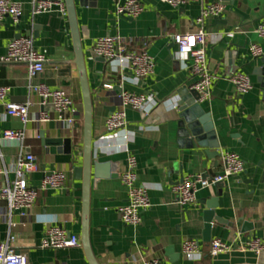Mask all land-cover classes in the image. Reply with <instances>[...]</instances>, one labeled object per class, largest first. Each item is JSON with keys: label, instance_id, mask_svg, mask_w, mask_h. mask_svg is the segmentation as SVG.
I'll return each instance as SVG.
<instances>
[{"label": "crops", "instance_id": "1", "mask_svg": "<svg viewBox=\"0 0 264 264\" xmlns=\"http://www.w3.org/2000/svg\"><path fill=\"white\" fill-rule=\"evenodd\" d=\"M12 1L21 4L22 15L17 21L8 15L0 19V57L11 40L26 34L33 37L36 49L47 58L45 70L34 79H30L26 64L0 61V86L10 88L7 101L31 102L26 124L8 116L5 106L0 105V189L14 177L13 168L22 151L36 155L39 164L30 179L31 186L38 189V198L25 224L14 230L15 246L27 253L28 264H89L82 243L66 249L40 247L53 225L77 234L80 241L82 234L83 182L75 178L73 170L83 162V98L69 16L56 10L37 14L33 0ZM74 1L80 30L86 29L82 44L93 98V162L101 163L105 173L96 181L92 169L89 236L98 262L143 264V259L161 257L172 264L166 250L173 247L181 254V264H264V249L258 255L246 245L247 238L256 237L264 247V96L257 73L264 60V38L255 32L264 20V0H187L180 7L162 0H141L144 10L136 18L116 13L117 3L124 0ZM217 2L226 5L223 18L217 21L207 16L202 24L208 33V59L214 80L210 98L201 104L211 116L220 153L236 152L246 170L222 184L202 188L195 204L182 206L174 186L191 173L222 171L223 162L221 155L210 158L205 148L190 146L188 139L178 134L180 92L186 86L191 88L195 77L191 57L178 52L174 36L196 30L197 19L207 6ZM229 32L234 36H228ZM104 36H118L138 50L146 41L155 61L154 74L137 80L124 61L95 57L94 44ZM254 43L263 49L258 58L250 49ZM236 72L250 77L253 87L249 92L236 89L231 80ZM38 83L62 88L73 98L78 127L56 120L51 100L43 103L30 89L31 84ZM122 89L147 93L150 98L142 110L127 108L125 128L108 132L106 119L120 105ZM42 112L49 113L51 119L39 121ZM7 129L25 132L24 148L3 140ZM43 138H71V151L60 145L54 146L53 153ZM130 156L137 161V182L147 188L151 200L139 226L126 224L119 213V207L128 199V187L121 174ZM57 170L68 174L64 187L40 189L42 178ZM210 203L217 204L216 216L222 222L214 221L211 240L205 241L204 211ZM15 220L21 217L15 215ZM245 222L253 224L254 229L242 233ZM7 234L6 202L0 200V241ZM187 238L200 242V256L183 253ZM214 239L228 243L231 250L211 256Z\"/></svg>", "mask_w": 264, "mask_h": 264}, {"label": "built area", "instance_id": "2", "mask_svg": "<svg viewBox=\"0 0 264 264\" xmlns=\"http://www.w3.org/2000/svg\"><path fill=\"white\" fill-rule=\"evenodd\" d=\"M162 1L174 7L183 6L187 2V0ZM33 6L34 12L37 14L55 10L63 16L68 14L66 0H33ZM225 7L226 5L221 2L210 4L203 11V15L197 19L196 30L178 33L174 36V43L178 52L187 54L192 59L191 70L195 82L192 84L191 89L200 94V102L210 98L214 80L208 59V33L202 24L207 16L214 18L221 16ZM143 10L144 6L141 0H124L116 5L118 15L130 18H136ZM6 15L17 21L22 15L21 4L12 0H0V19ZM255 32L264 38V20L257 25ZM227 35L232 37L234 33L229 32ZM140 46L143 48L142 50H138L134 44L127 43L118 36H104L97 39L92 52L95 57H103L106 61H124L125 68L135 79L144 80L154 74L155 61L148 52V43L146 41L142 42ZM250 49L255 58L263 54L261 45L257 43L252 44ZM0 61L26 64L30 79H34L45 70L47 58L36 49L33 37L25 34L8 43L6 52L0 57ZM231 80L240 93H247L253 87L250 77L243 72H236L232 75ZM30 89L39 94L43 103L51 100L58 122L67 123L71 127L78 124V109L73 98L64 89L51 88L46 83L31 84ZM9 92V87L0 86V105L5 106L8 116L18 118L26 124L30 120L29 106L31 102H8ZM149 98L150 95L147 93H134L122 89L119 94L120 105L106 119L107 131L115 132L125 128L128 124L127 108L142 110L148 103ZM50 119L51 115L49 113L42 112L39 121L47 122ZM2 138L4 141L17 143L21 148H24L26 134L23 130L7 129L3 132ZM1 156L2 154H0ZM221 156L222 171L191 173L183 177L174 186L178 202L182 206L195 204L197 194L202 188L224 183L229 178L239 176L246 170L244 160L236 152L223 151ZM38 170L39 164L36 155L22 151L18 155L13 168L14 177L8 179L0 189V200L6 202V220L8 224L7 237L5 240L0 241V264H28L27 253L18 250L15 246L17 234L14 230L19 224H25V219L30 215V210L37 201L39 192L38 189L31 186L30 179ZM121 179L128 187V199L125 204L119 207V213L126 224L139 226L143 220L142 212L151 206V200L147 188L137 182V161L134 156L129 157L126 169L121 174ZM67 180V172L62 170L53 171L42 178L40 189H61ZM15 215H19L21 220H15ZM246 243L258 255L264 249L263 243L256 237H250ZM78 246H81L78 235L57 225L50 226L40 242L42 248L66 249ZM229 250H231V246L221 239H214L211 242V256H217ZM201 252V244L197 239L187 238L183 242V253L185 255L200 256ZM143 264L167 263L161 257H153L143 259Z\"/></svg>", "mask_w": 264, "mask_h": 264}, {"label": "water", "instance_id": "3", "mask_svg": "<svg viewBox=\"0 0 264 264\" xmlns=\"http://www.w3.org/2000/svg\"><path fill=\"white\" fill-rule=\"evenodd\" d=\"M69 21L72 28L73 43L75 48V64L78 67L79 79L82 89L83 98V153H82V166L75 167L73 172L76 179H80L83 182V216H82V234L81 243L85 250L89 264H100L92 250L89 236L90 229V195L92 185V169H95V179L105 175L104 167L99 162H93L92 156V126H93V98L88 80L87 63L85 58V52L82 44V35L85 33V28L80 30L74 0H66ZM223 16L216 18L217 21L221 20ZM21 37L18 34L16 38ZM102 61H106L105 58L100 57ZM262 67L257 69L259 75L258 80L263 88L264 96V60ZM120 90L119 88H117ZM182 97L180 102V113H179V136L183 139H188L190 146H200L205 148L206 154L210 157L220 156L219 151L220 144L217 140V134L211 116L205 112L201 102L200 94L187 86L180 92ZM80 124H77V127ZM43 137V135H41ZM43 142L46 146H51V151L55 153L56 149L54 146L64 145L67 152L71 151L72 139L71 138H43ZM212 149V150H211ZM59 152H62L61 147L58 148ZM115 170L114 176H116L117 170L115 166H112ZM250 183L252 180H249ZM222 184V183H220ZM219 185V184H218ZM217 186V185H216ZM216 203H210L208 208L204 211V239L205 241L211 240V230L213 228L214 221L222 222L219 216H216L215 208ZM253 224L245 222L242 229V233L253 230ZM249 238H247L248 240ZM167 255L170 256L172 264H181V254L176 253L173 247H169Z\"/></svg>", "mask_w": 264, "mask_h": 264}]
</instances>
